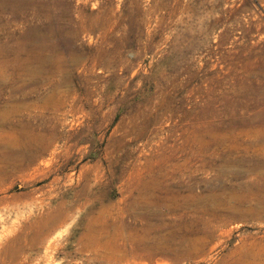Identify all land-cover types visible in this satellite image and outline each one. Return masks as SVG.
Segmentation results:
<instances>
[{
    "label": "rangeland",
    "instance_id": "rangeland-1",
    "mask_svg": "<svg viewBox=\"0 0 264 264\" xmlns=\"http://www.w3.org/2000/svg\"><path fill=\"white\" fill-rule=\"evenodd\" d=\"M61 3L0 21V264H264V0Z\"/></svg>",
    "mask_w": 264,
    "mask_h": 264
},
{
    "label": "bare ground",
    "instance_id": "bare-ground-1",
    "mask_svg": "<svg viewBox=\"0 0 264 264\" xmlns=\"http://www.w3.org/2000/svg\"><path fill=\"white\" fill-rule=\"evenodd\" d=\"M62 1L61 0H0V21L5 20L3 18L4 12H7L8 17H10V16L13 17L16 14L18 15L19 13L20 14L22 13L24 15V18H23L24 20H26L25 16H27V14H30L31 15L30 19H33V17H34V18H37L41 22L42 27L34 25L36 27L34 30L37 31V33L40 32L41 29H43L44 27L48 28L47 32H49V34L52 36L55 33L60 34V35L63 34L66 31V26L74 27L77 34H78V32L80 33V32H84L85 30H87L86 26L83 22V19H82V15H81L82 13L80 11L81 9L79 7H77L75 9V12H77V13L73 14V13H71L70 4L64 5L61 3ZM58 8L61 9L62 11L60 12L58 10V12H57ZM19 16L21 17V15H19ZM32 22H33V20H32ZM90 23H92V22L90 21ZM9 24H11V23H9ZM92 24H94V23H92ZM88 28H90V27L88 26ZM10 29H11V27H10ZM11 31H12V29H11ZM2 34H3V32H2ZM7 34H9V33H7ZM14 34H11V35L13 36ZM18 34H19V32H18ZM74 35H76V34H74ZM4 36H5V34H4ZM18 36H20V35H18ZM5 37H4V40L6 39ZM8 37H7V39H8ZM1 38H2V36H1ZM41 65H42V63H41ZM254 91H255L254 92V94H255L254 99L257 101V102H255V105H257L260 101L259 97H257V96L258 95H264V82H262L260 80ZM242 97H245V96L243 95ZM223 126L227 130L229 129V130L246 131V129H248L249 131H255V129H256L258 131H262V130H264V115H261L259 118H254V119H249V120L244 119V118H242V119L237 118L234 121L225 122L223 124ZM223 157H225V156H223ZM143 230H144V228H143ZM158 249H159V247H158Z\"/></svg>",
    "mask_w": 264,
    "mask_h": 264
}]
</instances>
